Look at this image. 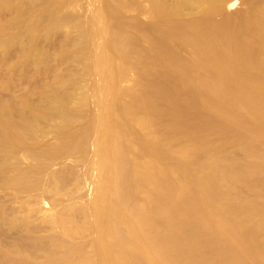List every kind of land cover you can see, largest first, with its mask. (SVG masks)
Returning <instances> with one entry per match:
<instances>
[{
	"label": "rangeland",
	"instance_id": "rangeland-1",
	"mask_svg": "<svg viewBox=\"0 0 264 264\" xmlns=\"http://www.w3.org/2000/svg\"><path fill=\"white\" fill-rule=\"evenodd\" d=\"M2 1L0 264H264V122L197 62L186 21L243 38L264 0L213 16L194 0H154L161 22L152 0H121L120 28L104 0ZM163 3L183 6L172 14L188 25ZM114 36L126 58H113Z\"/></svg>",
	"mask_w": 264,
	"mask_h": 264
},
{
	"label": "bare ground",
	"instance_id": "bare-ground-1",
	"mask_svg": "<svg viewBox=\"0 0 264 264\" xmlns=\"http://www.w3.org/2000/svg\"><path fill=\"white\" fill-rule=\"evenodd\" d=\"M0 1H2V0H0ZM7 1H9V0H7ZM6 1V2H7ZM105 1V3L107 4V7L106 6H104L105 7V9H106V12H107V14L105 13V15H107V16H109V18L110 17H115V14L117 15L118 14V11H119V9L121 8V7H125V5H123V3H124V1H123V3H122V5L121 4H119L120 2H121V0H118V2H117V0H116V2H113V0L112 1H107L106 2V0H104ZM154 0H152V2H153ZM190 1H192V0H190ZM3 3H4V0L2 1ZM110 2V3H109ZM125 2H127V1H125ZM188 2V1H187ZM196 2V3H195ZM104 3V2H103ZM104 3V4H105ZM112 3H117V4H115L116 5V7H118L119 8V6H121L119 9H118V11H117V9L115 8V7H113V5L114 4H112ZM155 3V4H154ZM161 2H160V0H159V4H160ZM181 3V2H180ZM182 3H185V4H187L186 3V1L184 2V0H183V2ZM228 3H230L229 4V7H231V6H233L234 4H235V0H194V5L192 4V5H190V6H194L195 8H196V6H195V4L197 5L198 4V6L197 7H199V4L200 5H202V8L204 7V9H205V11L204 12H206V13H204V16H205V14L206 15H210V14H212V16L214 15L213 13H215V14H217V13H220L221 11H222V7L224 6V5H226V4H228ZM264 3V2H263ZM105 4V5H106ZM119 4V5H118ZM154 4V5H153ZM153 4H152V8L154 9V10H156L157 8H159V7H157L156 5V1L155 2H153ZM162 4V3H161ZM160 4V5H161ZM168 4V3H167ZM189 4H190V2H189ZM54 5H56V3H54ZM52 6V7H54V10L53 11H55V10H57L58 11V9L55 7V6ZM112 5V6H111ZM118 5V6H117ZM164 5V6H163ZM163 13H165L166 12V14L167 15H172V17H173V12L175 13V15L174 16H176V14L177 13H180V12H183L182 11V8H183V6H182V8L180 7V6H177L176 4H175V7H174V4L172 5L173 7L170 9V7L169 8H167V6H165L166 5V3H163ZM170 5V6H171ZM181 5H184V4H181ZM264 5V4H263ZM56 6H59V4L58 5H56ZM155 6L157 7L156 9H155ZM169 6V5H168ZM186 6V5H185ZM187 6H188V4H187ZM194 7H192V8H194ZM256 8V6H253V8ZM264 7V6H263ZM56 8V9H55ZM58 8H60V7H58ZM201 8V7H200ZM122 9V8H121ZM152 9V10H153ZM185 9V8H184ZM191 8H189L188 7V10H190ZM258 9V8H257ZM261 11L259 12V13H263L264 14V10L262 11V8H259ZM153 10V12H154V16L156 15V11H154ZM158 10V9H157ZM186 10V9H185ZM202 9H200L199 11H201ZM254 10V9H253ZM252 10V8H251V10H248V11H253ZM256 10V9H255ZM255 10L253 11V12H255ZM105 11V10H104ZM158 11H160V13L159 14H157V16L158 15H160L161 14V9L160 10H158ZM157 11V12H158ZM249 12H247V14H248ZM114 14V15H113ZM166 14H164L165 16H163V18H162V20L163 19H165V17H166V20H164L165 22H162V23H164L166 26L164 27L163 25L164 24H162V23H159V25H161L162 24V28L163 29H165L166 31H167V25H170V23L169 22H171L170 20H168V19H171L170 17L171 16H169V18H168V16L166 15ZM251 14H253V13H251ZM250 14V15H251ZM260 14V15H261ZM110 15H112V16H110ZM179 15V14H178ZM180 15H181V13H180ZM179 15V16H180ZM246 14H244V16H245ZM248 16L247 18H248V22H249V26H248V28L250 27V24H254L255 22L254 21H257V23H256V25H254V30H250V29H245L246 31H245V35H242L241 33V35L243 36V38L242 37H239V36H237V35H235V32H233L231 29H234V28H231V25H229V24H227V25H229L228 27H226V29H224L225 28V25L224 24H222V23H219V24H221L220 26H223L224 28V30H226L227 32H223V31H221V30H218V29H214V27H211V28H213L214 30H217V31H212L213 33H210V31L208 32V31H206L205 29L209 26H207V25H205L206 26V28L204 27V25H203V27L201 26L202 24L201 23H198V21L196 22V23H194V18H192V20L190 19V20H186L187 21V23L190 21H192V23L190 24V22H189V24L191 25V27H189V26H187V28L189 29V30H191L192 32H193V34H191V35H196L195 36V42H194V39L192 40L191 38H194V37H190V39H189V37H186L187 36V34L188 35H190L189 34V32L190 31H188V33L186 34V36L184 37V39L185 38H187V41H188V39L189 40H191V41H188V42H194V44L192 43V45H193V48H192V46H191V48L192 49H194L192 52L194 53V51H195V55H196V53H197V55L199 56V59H201V60H199L198 59V57H197V59L199 60V61H197V62H202L200 65H204L209 71V73H210V71H212L213 72V74H215L214 75V77L212 76V73L210 74V76H212L213 77V79L215 80V81H217L216 83L217 84H220L221 86H220V89H221V87H222V89L223 90H225L226 92H227V94H226V96H229V95H231V97H232V95H234L235 97L237 96V100H240L239 101V103H241L243 100H241L242 98H244V101H243V103H241L244 107H247L248 109H249V111H251V113H252V116H255L254 118L255 119H260L261 121H263L264 122V98H256V97H258V96H256V91H257V89L256 88H259L260 87V89H261V86H264V73H262L261 71L262 70H259L260 69V67H262L261 66V64L256 60L255 61V55L253 54L254 53V51H253V47L255 46V45H257L256 47H257V52H259V54L260 53H264V17H262L261 19H256V17L254 18V16H256V14L254 13V15H251V16ZM257 15L258 16H260L258 13H257ZM161 16V15H160ZM160 16H158L157 18H156V20L158 21H160L161 19H159V17ZM198 16V15H197ZM201 16V15H200ZM203 16V17H204ZM257 16V17H258ZM264 16V15H263ZM156 17V16H155ZM196 17V16H195ZM202 17V16H201ZM202 17V18H203ZM206 18H208V20L211 18V17H209V16H205ZM243 16H241V19H243L242 18ZM246 17V16H245ZM261 17V16H260ZM177 20H179V18L180 17H173L172 19L174 20H172V23H175V20L176 19ZM200 18V17H199ZM182 18H180V20H181ZM245 19V18H244ZM119 20V19H118ZM118 20H116L115 21V18L112 20L113 21V25H114V21L115 22H119ZM179 20V21H180ZM183 20V19H182ZM182 20L180 21V22H182ZM194 20V21H193ZM211 20H212V18L210 19V21L208 22V23H211ZM122 21V20H121ZM166 21H168V23L169 24H167L166 23ZM184 22H185V20H183ZM203 21V23H204V20H201V22ZM205 21H207V19L205 20ZM242 21V20H241ZM254 23H253V22ZM161 22V21H160ZM179 22V25L181 24H184V22H182V23H180ZM213 22V21H212ZM250 22H252V23H250ZM124 23V22H123ZM157 23V24H158ZM171 23V24H172ZM178 23V22H177ZM215 23V22H214ZM119 24H120V26H119V28L120 27H122L123 25H121L122 23L121 22H119ZM118 24V25H119ZM155 24V26H154V28L156 27V29H157V27L159 28V27H161V26H158L156 23H154ZM200 24V25H199ZM205 24V23H204ZM211 24H213V23H211ZM210 24V25H211ZM218 23H217V25H219ZM173 25V24H172ZM176 25V24H175ZM184 25H188V24H184ZM184 25H183V28H184ZM214 25V24H213ZM216 25V26H217ZM244 25H245V27H247L246 26V23H244ZM115 26H117L116 24H115ZM174 26V25H173ZM212 26V25H211ZM219 26V27H220ZM239 26L241 27V25H240V23H239ZM118 27V26H117ZM116 27V28H117ZM172 26L170 25V28L168 27V29L169 30H171L173 33L174 32H176V34H178V33H182L183 35H185V33L184 32H181L180 30H182L183 31V28L181 27V29L179 28H175V26L173 27V28H171ZM113 28H114V26H113ZM162 28H159V31L160 30H163ZM191 28V29H190ZM205 28V29H204ZM217 28H218V26H217ZM230 28V29H229ZM177 31H179V32H177ZM186 29V28H185ZM210 28H207V30H209ZM220 29H222V28H220ZM115 30H118V29H115L114 28V31ZM165 30H163V31H165ZM173 30H175V31H173ZM187 30V29H186ZM211 30V29H210ZM228 30H230V31H228ZM102 33L104 32V30L102 31V29L100 30ZM163 31H162V33H163ZM218 31H221V32H218ZM235 31V30H234ZM116 32V31H115ZM118 32V31H117ZM168 32V31H167ZM237 32V31H236ZM159 33H161V32H159ZM191 33V32H190ZM99 34V33H98ZM116 34V33H115ZM145 33H143V35H144ZM165 34H167L168 35V33H165ZM179 34V35H180ZM182 34H181V36H182ZM239 33H238V35H240ZM157 35H158V33H157ZM164 34H162L161 36H162V38L164 37L163 36ZM171 34L169 33V35H168V37L170 36ZM178 35V36H179ZM230 35H232V36H234L233 38H232V36H230ZM177 36V35H176ZM226 36H230L229 38H230V40H229V38L227 39L226 38ZM114 37H116V39L115 40H113L112 39V47H111V49H112V53H113V58L115 57L116 59L118 58H126L125 56H126V54H125V56H124V52L126 53L127 52V49H126V47H128L127 45L125 46V49H124V46H123V42L121 41L122 39H124V38H122L121 40H118V38H117V36H114ZM120 37V36H119ZM167 37V39H169ZM171 37V36H170ZM253 37H255V39L253 38ZM7 38V39H6ZM121 38V37H120ZM173 38V37H172ZM172 38H170L171 40H173V42H174V38L172 39ZM178 38H181V37H178ZM182 38H183V36H182ZM8 39H10V37H4V44H5V42L8 40ZM153 39H154V37H153ZM160 37H159V39L156 37V42H157V40L160 42V45L162 44H164V42H163V39L166 41V39H165V37L163 38V39H161V41H160ZM125 40V39H124ZM127 40V39H126ZM126 40H125V42H126ZM180 41H181V39H179ZM8 41H10V40H8ZM128 41V40H127ZM170 41V40H169ZM248 41V42H247ZM253 41V42H252ZM123 44H122V43ZM153 42H155V40L153 41ZM159 42H158V45H159ZM172 42V41H171ZM6 43H8V42H6ZM128 44H130L129 42H127ZM166 44H167V42H165ZM250 43V44H249ZM126 44V43H125ZM154 45L156 44V43H153ZM188 45H191V44H188ZM163 46H165V44L163 45ZM155 47V49H156V47L157 46H154ZM162 48V46H159L158 48ZM167 47V46H166ZM166 47H163V48H165V50L164 49H162L163 51H165L164 52V55H165V53H166ZM189 47V46H188ZM256 47H254V48H256ZM129 48V47H128ZM158 48L156 49V51H155V49H154V55H156V56H154V57H157V58H155V59H158V58H160V55H159V57L157 56V54H156V52L157 51H159L158 50ZM161 48H160V52L159 53H162L161 52ZM169 47H167V49H168ZM123 49L124 50H126V51H124L123 52ZM171 50V49H170ZM170 50H168V52L170 51ZM189 50H190V47H189ZM158 53V52H157ZM171 53H173L172 52V50H171ZM170 53V54H171ZM175 53V52H174ZM167 54V53H166ZM256 54V53H255ZM161 55H163V54H161ZM174 55V54H173ZM175 55H176V53H175ZM254 55V56H253ZM167 56V55H166ZM168 56H169V53H168ZM165 57V56H164ZM163 57V58H164ZM173 57V56H172ZM178 56H176V58H177ZM253 57L255 58V59H253ZM162 57H161V59H163ZM169 58H170V63H171V60H172V62H173V60H175V59H173V58H171V55L169 56ZM175 58V57H174ZM179 58V57H178ZM115 59V60H116ZM160 59V60H161ZM113 60V59H112ZM124 59H122V61H123ZM159 60V59H158ZM168 61V62H169ZM175 61H178L177 62V64L179 63V61L180 60H175ZM183 62L185 63V60H183ZM182 62V60H181V63H183ZM196 62V63H197ZM106 63H108V62H106ZM195 63V64H196ZM174 64H176V62L174 63ZM180 64V63H179ZM186 64V63H185ZM189 64V62L187 63V65ZM198 64V63H197ZM196 64V66H192V69H194L193 67H196V68H198V66L199 65H197ZM113 65V64H112ZM173 65V64H172ZM180 65H184V64H180ZM180 65H175L176 67H178V66H180ZM187 65H184V67L185 66H187ZM190 65H191V63H190ZM193 65H194V63H193ZM202 65V66H203ZM117 67H115L114 69L116 70V71H118V74H119V76H121V72H122V70H121V68H119V66L118 65H116ZM202 66L200 67V69H202ZM204 66H203V68H204ZM114 67V66H113ZM208 67H210V68H208ZM182 69H183V67H181ZM195 68V69H196ZM258 69V71H255L254 69ZM185 69H189V71L187 70V72H189V74H190V66H189V68H188V66L185 68ZM207 69H202V70H207ZM214 70L216 71V73H214ZM183 71H184V69H183ZM124 72H122V74H123ZM183 73H185V72H183ZM184 75V74H183ZM186 75V74H185ZM185 75H184V77H185ZM200 74H197V76L198 77H201V76H199ZM191 76V75H190ZM196 76V77H197ZM122 77H125V74H123L122 75ZM184 77H183V79H184ZM186 77H187V75H186ZM197 77V78H198ZM212 77H210V79L212 78ZM121 78V77H120ZM188 78V77H187ZM213 79H211V80H213ZM185 80H186V78H185ZM189 81V80H188ZM219 86V85H218ZM222 89L220 90V91H222ZM260 89H259V91H260ZM225 91H222L223 93H226ZM261 92V91H260ZM228 93H229V95H228ZM257 93H258V91H257ZM258 94H262V93H258ZM233 96V97H234ZM230 97V96H229ZM234 97V98H235ZM240 97V99H238ZM262 97H264V93H263V95H262ZM214 105H216L215 103H214ZM214 108H216L215 106H213ZM217 108H219V105L217 104ZM125 109V108H124ZM124 109H123V111H124ZM127 109V111H129V110H131L130 108H126ZM129 109V110H128ZM231 110V111H230ZM143 111H146V110H143ZM227 111H229V115H228V118L229 117H234L233 118V120H235V119H237L238 121L240 120V118L239 117H235L234 115H233V110L232 109H229V110H227ZM147 112V111H146ZM146 112H142V114L140 115L139 113H136V114H138V119H137V117H136V119L138 120V121H140V122H142L143 120H145V121H148V118H150L149 117V114L148 113H146ZM135 113V112H134ZM254 113V114H253ZM258 116V118H256L257 116ZM135 115V114H134ZM140 115V116H139ZM147 118V119H146ZM229 119H231L232 120V118H229ZM258 119V120H259ZM237 120H235V121H237ZM258 120H256L257 122H258ZM242 122V121H241ZM256 123V122H255ZM217 124V123H216ZM219 124V123H218ZM217 124V125H218ZM235 124H237L238 125V122H236ZM260 124V123H259ZM256 125H257V123H256ZM261 125V124H260ZM260 125L259 126H257L258 127V129H257V132H259L260 133V130H261V133L263 132L262 130H264L262 127L260 128ZM264 124H262V126H263ZM218 126H221V125H218ZM217 126V127H218ZM255 125H253L252 127H254ZM213 127H215V126H213ZM251 127V128H252ZM256 126H255V128H257ZM254 131H256L255 129H253ZM252 131V130H251ZM262 136L264 137V132L262 133ZM19 136H17L15 139H16V141H18L19 140ZM54 149V148H53ZM26 150V149H25ZM24 150V151H25ZM50 150V151H49ZM56 150V149H55ZM47 151H49V152H47ZM51 151H53V153H50ZM27 152V151H26ZM29 152V151H28ZM44 153H47L48 154V156L49 155H51V156H53V154H55V152H54V150H52V148L51 149H48V150H46ZM48 156H45V157H48ZM50 157V156H49Z\"/></svg>",
	"mask_w": 264,
	"mask_h": 264
},
{
	"label": "water",
	"instance_id": "water-1",
	"mask_svg": "<svg viewBox=\"0 0 264 264\" xmlns=\"http://www.w3.org/2000/svg\"><path fill=\"white\" fill-rule=\"evenodd\" d=\"M168 264V263H167Z\"/></svg>",
	"mask_w": 264,
	"mask_h": 264
}]
</instances>
